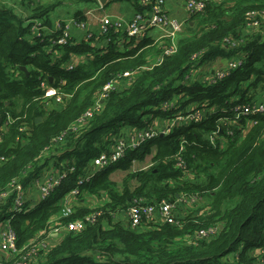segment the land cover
Here are the masks:
<instances>
[{"label": "trees", "instance_id": "trees-1", "mask_svg": "<svg viewBox=\"0 0 264 264\" xmlns=\"http://www.w3.org/2000/svg\"><path fill=\"white\" fill-rule=\"evenodd\" d=\"M13 1L28 12L0 0V159H4L0 194L8 196L0 200V226L7 223L16 233L20 255L14 260L23 264H260L252 253L264 247V114L251 117L257 124L248 133H244L245 121L241 126L230 124L237 106L264 102L259 101L260 93L264 94V34L243 33L248 14L264 12V0L210 2L202 13L188 18L176 38V52L170 55H164V48L173 47L171 40L148 36L120 47L115 43L117 35L105 44L97 35L86 41L72 33L66 45L55 44L62 31L50 21L51 13L68 4L97 0ZM114 1H128L136 12L144 11L136 0ZM74 20L87 23L81 11L75 12ZM60 21L64 27L66 21ZM36 22L41 23L40 37L33 32ZM72 55L85 56L86 61L68 70ZM243 57L245 63L217 85L200 81L214 72H204L206 67ZM136 70L139 73L132 80L122 77ZM116 79L100 110L86 124H78L100 102L103 88ZM44 86L68 97L60 105L46 101ZM168 101H176L177 107L164 111ZM196 112L203 113L201 122H179L169 134L127 148L122 159L107 167L94 164L135 132L160 129L156 120L167 122ZM224 119L227 122L222 123ZM214 133L224 137V145L220 139L210 140ZM149 157L151 164L134 166V161L147 162ZM178 157L184 161L183 169L178 167ZM52 166L64 175L60 183L47 198L27 202L25 193ZM117 172L126 174L121 184L114 180ZM88 177L89 182L80 184ZM14 184L24 191L25 202L18 213H13L18 195ZM76 190L79 204L73 203V212L65 217L64 202ZM183 196L197 198L191 203L194 210L185 215L177 213L185 204ZM86 197L107 201L93 209ZM135 200L169 201L176 205L179 224L156 217L141 228H131L124 214ZM94 214L96 220L81 232L66 231L53 246L47 243L56 227ZM215 228L216 234L199 236L200 231ZM43 243L48 249H39Z\"/></svg>", "mask_w": 264, "mask_h": 264}, {"label": "built area", "instance_id": "built-area-1", "mask_svg": "<svg viewBox=\"0 0 264 264\" xmlns=\"http://www.w3.org/2000/svg\"><path fill=\"white\" fill-rule=\"evenodd\" d=\"M144 7V11L137 12L132 19L127 21L126 19L120 18L115 19L112 16L105 15L102 18L98 20L99 22V32L95 34L92 31H87V33L84 35V40L89 41L91 40L94 35L98 36L99 40L100 38L105 39V44H108L113 41L114 38H112L113 35H117L115 43L123 47L124 44H127L131 40L141 41L144 37H146L147 33L153 29H157L161 32H163V35L161 36V39H169L172 41L173 47L171 48H164V55H170L176 52V38L178 34H180L183 30V23L177 19L176 17L169 14V12L166 10V0H136ZM217 0H185L186 8L189 13V17L191 15L202 13L206 6L210 2H216ZM219 2H222L220 0ZM86 15H91V12H88ZM61 21H58L56 26L58 29H61L62 36L59 37V39L55 42L57 45H66L68 43V39L70 38L71 34L73 33V28L83 30L86 28L87 23H81L78 22L76 24L75 20L72 19L70 21L65 22L64 27L61 25ZM249 30L259 32L261 34H264V12H251L248 14L247 24L246 27ZM41 23L36 22L33 26V32L38 37L41 36ZM243 58H233L231 60H228L225 64H223L221 67L214 70L211 74H206L202 76L201 81L204 84L213 86L217 85L219 82L224 80L226 77H228L231 72L237 70L240 68L245 62ZM83 63L86 61V58L78 57L76 55L71 56V60L68 64V70L73 69V67L78 64L79 62ZM158 63L161 62V58L158 59ZM139 73V70L136 71H129L122 74V77L128 80H132L135 78ZM116 80H114L112 83L106 85L103 88L102 94L100 96V102H98L94 109L91 111H88L79 121L78 124L84 125L88 122L89 119H91L95 112L99 111L101 108L102 100L106 99L109 95V92L116 87ZM44 98L46 101H52L55 104H62L64 102V98H67L68 96H65L62 94L59 89L53 88V87H47L44 86ZM174 101H168L163 104L164 111H169L175 107L173 104ZM235 112V121L231 122V126L233 127L232 123H237L236 126H241V124L245 121L246 125L244 128V131L251 129L257 124V121L255 119H251V117L256 116L258 114H264V102H258L254 103L253 105L248 106H237L234 109ZM203 118V113L196 112L193 115L189 114L185 117L179 116L172 120L168 126L175 125L179 122H195L199 123L201 122ZM222 123L227 122L226 119L221 120ZM171 126V128L173 127ZM6 129V126H4ZM22 131H28L27 127H23L21 129ZM170 129H150L148 131L132 134L130 139L120 140L114 147L112 148L111 152L109 154H104L98 159L94 161V164L99 167H107L118 160L122 159L125 155V152L127 148L136 149L139 147L142 143L145 142L147 139H154L158 137L159 135H167L169 134ZM229 136L233 135V130L229 131ZM63 137H60L56 139V142L62 141ZM220 139L222 141V145H224L225 140L224 137L219 136L217 133L212 134L210 137V140L212 142ZM183 151V148H181L180 153ZM4 159H0V161H3ZM178 167L184 168V161L181 157H178ZM64 177L62 174H58L55 177H51V179L46 184H40V181L36 182V185L38 186L40 190V198L43 200L47 198L50 193L53 191L54 187L57 186L61 179ZM91 177H88L84 180L80 181V184L83 182H89ZM14 189L18 191V195L16 200L13 203V213H18L22 211L23 205H24V191L21 189L19 185L14 184ZM79 193L78 190L72 192L70 194L65 202H64V210H63V216L67 217L69 216L72 211V203L75 199V196ZM7 193L0 194V200L6 199ZM182 201L185 203H194L196 201V197H182ZM176 209V205L170 203L167 200H162L161 202L157 204H150L144 201H134V205H132L126 212V215L129 219V223L131 225V228L138 229L141 228L146 220H151L157 217V215L160 217V221L167 224H179L176 220L174 211ZM96 220V214L86 217L84 221H76L69 223L64 226H58L56 227L50 234L51 238L47 242L49 246H53L55 244V237L61 238L63 236V233L66 231L69 232H81L86 224L88 222H93ZM217 229H210L208 231L202 230L199 232L200 237H208L210 235L216 234ZM47 243H43L39 246V249H48ZM262 248L257 249L256 257L260 264H264V255L260 256L261 252L257 254ZM0 250L4 253H7L6 263L0 262V264H23V263H17L14 259L20 255V251L17 247V236L16 233L9 227V225L6 223V229L2 234V239L0 242Z\"/></svg>", "mask_w": 264, "mask_h": 264}, {"label": "crops", "instance_id": "crops-1", "mask_svg": "<svg viewBox=\"0 0 264 264\" xmlns=\"http://www.w3.org/2000/svg\"><path fill=\"white\" fill-rule=\"evenodd\" d=\"M219 1L220 0H217L216 3H219ZM225 1L226 0H222V2H225ZM121 3L122 2H118V1L115 2L114 0H109V2L106 5V7L101 9L102 6L100 5V3L97 0V3H91V5L94 6L93 8H88V10L83 11V12L81 11V13L84 14L85 16H86V14L88 12H91V15H93L95 13V17H98V18H96L97 21L100 18H102L103 16H105V15H109V16H113V15H115V16H123V19H126L127 21H129L137 13L136 9L134 8L132 3H131V7H129L128 5H122ZM67 10H69V9H67ZM166 10L169 12L170 15H172L174 17H176V16L177 17H181L183 11H185L186 14L188 13L187 8H186L185 0H166ZM63 11H64V9H62L60 12L62 13ZM92 11H94V13ZM70 19H74V16H72V18H70ZM58 21H60V19H58L55 22V26H56ZM89 31H92V30L90 29ZM92 32H94V31H92ZM248 32H250L249 29H247V28L243 29V33L245 35L249 34ZM94 33H97V32H94ZM73 34L76 35V36H79L80 38H82L85 35V33H83V31H80L79 29H76V28L73 29ZM151 38L155 39L154 37H151ZM226 62L225 61H221L222 64H220V65L222 66ZM221 66H217V65L214 66L213 65L211 68H215V67L219 68ZM261 99H259V101ZM156 122L158 123L159 128L163 129L164 126L166 124L170 123L171 121L162 122L160 120H156ZM2 130H5L4 126L2 127ZM244 133H248V130L246 129V131H244ZM145 163L146 162H141V163L140 162H135L134 166L136 167L137 164H139V166L141 168H143L147 164V163L146 164ZM58 173H59V171L56 168H54V166L50 167L49 169H46L45 172L43 173L42 179L40 180V184H46L51 179V177L57 176ZM118 173H123V172H117L116 174H118ZM25 197H26V201L27 202L29 201V202H33L35 204V202H37L40 199V190H39L38 186L35 185V187L33 189H31L29 192H26L25 193ZM92 200L94 202H96V204H100L101 201H102V203H105L107 201V198L104 197V199H101V200L94 198ZM185 204H188V205L181 206L182 209H178L177 213H179L181 215H185L188 212L194 210V205L193 204H191L189 202L185 203ZM124 216H125L126 219H128L126 214H124ZM157 218H158V220H160L159 219L160 217L158 215H157ZM5 229H6V223H4V224H2L0 226V242H1V239H2V234L5 231ZM55 239H56L55 243H57L61 238L60 237L59 238L55 237ZM256 251L257 250L253 251V253H252L253 256L256 255ZM6 258L7 257L4 254V252L2 253V251L0 250V262L6 261Z\"/></svg>", "mask_w": 264, "mask_h": 264}, {"label": "rangeland", "instance_id": "rangeland-1", "mask_svg": "<svg viewBox=\"0 0 264 264\" xmlns=\"http://www.w3.org/2000/svg\"><path fill=\"white\" fill-rule=\"evenodd\" d=\"M7 4L8 5H10L11 7H14V9L15 10H17V11H19V12H22V13H24V12H26V14H28V12L27 11H22V9L20 8V6H15L14 5V1L13 0H7ZM122 5H128L129 7H131V3L130 2H128V1H124V2H122L121 3ZM94 6H92L91 4H87V3H80V4H76V5H71V4H68V6H62V7H60V8H58L57 10H55L53 13H51V15H50V21L51 22H53V24H55V22L58 20V19H60V20H65L66 22L67 21H70V20H72V19H70V18H72V16H74V13L75 12H77V11H86V10H88V8H93ZM104 7H102L101 9H103ZM62 9H64V11L61 13L60 11L62 10ZM67 9H69V10H67ZM93 13H94V11H92ZM71 13V14H70ZM87 13V12H86ZM25 14V13H24ZM85 17H87V26H86V28L85 29H83V30H80V31H83V33H87V31H89L90 29L92 30V31H94V32H98L99 31V22L96 20V18H98V17H95V13L93 14V15H86ZM113 18H115V19H120V18H123V16H115V15H113L112 16ZM176 18L177 19H179L182 23H183V26H184V24L186 23V21L188 20V18H189V13H185V11H183L182 12V15H181V17H177L176 16ZM75 28V27H74ZM73 28V29H74ZM77 29V28H76ZM184 29V28H183ZM163 35V32H161V31H159V30H157V29H153V30H151V31H149L148 33H147V35H146V37L148 36V38L149 37H154L155 39V41H158V40H160L161 39V36ZM80 57H83L84 58V56H80ZM220 64H222L220 61H218V62H216L215 63V65H217V66H221ZM214 65V66H215ZM218 67H215V68H211V67H206V70L204 71V72H207L209 69L210 70H214V69H217ZM205 74V73H204ZM198 80H200V79H198ZM201 81V80H200ZM200 83H202V82H200ZM260 95H261V97H260V99L262 98V99H264V94L262 93H260ZM261 99V100H262ZM178 101H179V99H178ZM174 105H175V107H177L176 106V101H175V103H173ZM176 115H178V114H176ZM232 125H234L233 127H235L236 125H237V123H232ZM171 126H173V125H170V126H167V125H165L164 126V128L163 129H171ZM159 130H162V129H159ZM135 162H137V161H134V164H135ZM141 163V162H140ZM147 164H151V157H149V159H148V161L146 162ZM145 163V164H146ZM136 168L137 169H139L140 168V166H139V164H137V166H136ZM125 175L126 174H124V173H118V174H116L115 176H114V180L117 182V183H119V184H121L122 182H123V179H124V177H125ZM41 199V198H40ZM80 200V199H79ZM86 200H87V205L89 206V207H92L93 209L94 208H97L98 207V205H101V204H103L102 203V201L100 202V204H96V202H94L90 197H86ZM73 202L74 203H78L79 204V201H78V198H76L75 197V199L73 200ZM75 205V204H74ZM183 205H188V204H181L177 209H182V207L181 206H183ZM127 212V211H126ZM126 212H125V214H126ZM120 213H122V211H120L119 212V214L117 213V216H118V219H120V216H122ZM123 214V213H122ZM124 222H128L129 223V221H127V219L125 218L124 219ZM261 252V254H260V256H263L264 255V247L259 251V252H257V254L258 253H260ZM3 253V252H2ZM252 253V252H251ZM5 255L7 254V253H4ZM6 257H7V255H6ZM117 258L118 259H120L121 257H119V256H117Z\"/></svg>", "mask_w": 264, "mask_h": 264}, {"label": "water", "instance_id": "water-1", "mask_svg": "<svg viewBox=\"0 0 264 264\" xmlns=\"http://www.w3.org/2000/svg\"><path fill=\"white\" fill-rule=\"evenodd\" d=\"M98 2L100 3V5L102 7H106V5L108 4L109 0H98ZM23 71H27L25 67L22 68ZM41 119H38L37 122H40ZM2 124V119L0 118V125ZM222 228V226L220 227Z\"/></svg>", "mask_w": 264, "mask_h": 264}]
</instances>
